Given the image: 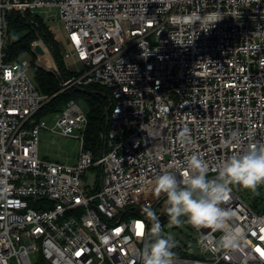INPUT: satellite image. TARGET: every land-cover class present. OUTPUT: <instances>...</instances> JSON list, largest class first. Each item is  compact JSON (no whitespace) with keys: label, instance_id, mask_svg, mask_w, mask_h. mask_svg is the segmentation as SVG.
I'll use <instances>...</instances> for the list:
<instances>
[{"label":"built area","instance_id":"2783aa9c","mask_svg":"<svg viewBox=\"0 0 264 264\" xmlns=\"http://www.w3.org/2000/svg\"><path fill=\"white\" fill-rule=\"evenodd\" d=\"M42 7L58 9L63 61L77 68L69 77L55 63L46 69L59 91L96 83L111 96L96 157L84 145L83 101L68 100L49 126L37 116L49 97L36 88L31 57L4 59L6 14ZM194 11L223 18L205 32L184 22ZM42 128L79 140L75 163L40 158ZM259 145L264 0H0V264H142L147 211L161 225L168 218L155 178L182 180L193 153L214 178L222 161ZM92 168L88 189L83 176ZM223 206L245 228L241 247L214 253L222 233L200 229L207 255L174 248L175 264H264V209L233 187Z\"/></svg>","mask_w":264,"mask_h":264},{"label":"clouds","instance_id":"9594fccd","mask_svg":"<svg viewBox=\"0 0 264 264\" xmlns=\"http://www.w3.org/2000/svg\"><path fill=\"white\" fill-rule=\"evenodd\" d=\"M223 18L219 12L201 16L198 12L183 18L189 25H204L205 32L214 27ZM181 142L188 140V129L180 133ZM190 173L182 180L165 172L155 178V191L159 196L166 195V212L171 224L187 223L193 228L210 229L220 232L218 240H213L212 251L238 250L245 240V228L234 224L235 213L224 207L230 200L233 185L257 192L264 186V145L252 146L247 151L235 153L217 167L214 178H209L208 164L196 153L188 159ZM151 221L150 230L146 231L143 248L140 252L142 264H175L173 238L165 233L157 214L147 211Z\"/></svg>","mask_w":264,"mask_h":264},{"label":"trees","instance_id":"16d2710c","mask_svg":"<svg viewBox=\"0 0 264 264\" xmlns=\"http://www.w3.org/2000/svg\"><path fill=\"white\" fill-rule=\"evenodd\" d=\"M7 31L22 32L16 39L8 38L3 50L6 61H14L23 55H29L33 62L37 57L32 52V43L41 38L52 49V56L65 77L77 74L66 68L63 54L57 45L53 32L47 26L44 18L38 12L25 14L11 10L6 14ZM33 79L39 93L47 95L49 100L43 104L37 116H44L50 112H58L70 99H80L87 111L88 125L84 135L85 148L91 149L94 156H98L102 146L101 134L107 129L105 110L110 104L111 96L105 87L99 84H89L82 88L60 90L58 78L50 71L32 63Z\"/></svg>","mask_w":264,"mask_h":264},{"label":"rangeland","instance_id":"374dc122","mask_svg":"<svg viewBox=\"0 0 264 264\" xmlns=\"http://www.w3.org/2000/svg\"><path fill=\"white\" fill-rule=\"evenodd\" d=\"M36 12H38L43 18H45L44 21L53 32L54 37L57 41V45L63 54L68 48L67 36L63 25L59 20L58 9L56 7H52L51 9L42 7L37 8ZM21 33L22 32H10V34L7 33L5 40L7 41L8 38L16 39ZM35 41L42 44L52 58V62L43 60V62L40 63L41 66H38L43 69H49L51 68L53 63L57 65L55 59L52 56V49L48 47L41 38ZM37 58L39 59V56ZM38 59H36L34 63H39ZM64 64L66 68L74 71L77 70L76 66L73 65L70 61H66L64 62ZM83 106L86 108L84 102ZM57 116L58 112H50L42 118L47 122L49 126H52ZM38 152L40 158L48 160H58L68 164H73L75 163L77 154L79 152V140L73 136L59 135L42 128L39 134ZM96 176L97 170L93 168L89 169L83 176L84 183L88 189L94 188ZM232 187L242 195V199L246 203L255 206V208L258 210L264 209V186L259 187L257 192L255 193L238 185H233ZM164 204H166V199L163 201V205ZM181 220L182 223L179 225L171 224L169 222V217L165 220H162V227L165 233L173 238L176 244L175 248L189 255H207V253L200 248V239L202 237V232L188 224L186 217H181Z\"/></svg>","mask_w":264,"mask_h":264},{"label":"water","instance_id":"95a60500","mask_svg":"<svg viewBox=\"0 0 264 264\" xmlns=\"http://www.w3.org/2000/svg\"><path fill=\"white\" fill-rule=\"evenodd\" d=\"M33 54L38 57L39 54H42L44 52V49L39 43L34 44V48L32 49ZM36 65L41 66L39 63H36ZM165 215L161 216V219H164Z\"/></svg>","mask_w":264,"mask_h":264},{"label":"bare ground","instance_id":"6f19581e","mask_svg":"<svg viewBox=\"0 0 264 264\" xmlns=\"http://www.w3.org/2000/svg\"><path fill=\"white\" fill-rule=\"evenodd\" d=\"M40 44V43H39ZM41 46H42V48L44 49V52L42 53V54H39V64L40 63H42L43 62V60H45V61H50V62H52V58H51V56L49 55V53L46 51V48L45 47H43V45L42 44H40ZM41 65V64H40Z\"/></svg>","mask_w":264,"mask_h":264},{"label":"snow or ice","instance_id":"6c2138e0","mask_svg":"<svg viewBox=\"0 0 264 264\" xmlns=\"http://www.w3.org/2000/svg\"><path fill=\"white\" fill-rule=\"evenodd\" d=\"M139 227V226H138Z\"/></svg>","mask_w":264,"mask_h":264}]
</instances>
